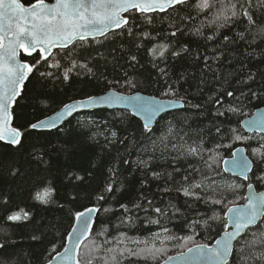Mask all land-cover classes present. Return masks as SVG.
Here are the masks:
<instances>
[{"label":"trees","instance_id":"1","mask_svg":"<svg viewBox=\"0 0 264 264\" xmlns=\"http://www.w3.org/2000/svg\"><path fill=\"white\" fill-rule=\"evenodd\" d=\"M195 2L189 0L191 8L185 6L149 14L151 24L140 17L135 31H147L155 39H137L136 43L144 45L139 50L132 37L121 35V30H117L100 39L102 43L89 40L83 48L78 44L64 52L54 50L60 53L57 59L61 69L42 64L40 71H50L53 75L42 78L34 72L25 82L11 111L12 126L24 131L22 147L0 143V243L4 244L0 248V264H46L63 249L75 214L89 207L101 210L92 226V235L79 247L80 264H87L89 260L93 264H104L105 259H111L108 248H143V240L158 233H163L160 239L173 238L170 243L156 245L163 249L156 259L132 257L122 260L121 264H161L168 257L197 244L210 245L224 231L227 208L241 203L243 197L226 200L210 195L204 188L213 181L229 178L223 175L222 162L232 156L237 146L244 147L253 163L249 179L242 185L251 183L257 191L264 189V180L258 179L264 176V136L245 134L240 128L244 118L264 107V38L257 36L253 40L247 36L234 44L227 43L222 39L223 34L235 39V33L243 30L232 26L231 30L220 29L221 35L215 40H207L213 28H201V25L207 24L210 17L197 15ZM189 15L194 18L182 19ZM177 28L182 29V33L177 32L176 37H172L170 33ZM197 28H201L203 35L195 33ZM158 43L170 45L163 61H153L148 53V49ZM182 45L188 46V52L172 56L171 51L179 50ZM129 52L137 55L139 63L134 67L127 61ZM220 52L223 56L214 62L212 58ZM38 56V53L33 57L22 55L21 60L32 63ZM205 56L212 69H219V80L215 78V71L205 67ZM69 57L80 63L88 62L95 75L86 72L76 75L74 72L68 81H64L63 67L70 66ZM154 63L168 72L166 79L176 88L174 95L162 94L165 81L158 68L153 67ZM125 72L127 78L136 83L135 88L124 83ZM249 73H255L254 79L247 84L237 83L247 79ZM109 89L123 94L140 92L162 99H179L184 102V107L162 116L150 132L128 112L106 110L82 114L56 130L28 129L30 123L52 114L68 102L99 95ZM228 91H232L233 96H227ZM216 98H221V105L214 103ZM229 107H235L237 111H227ZM218 111L224 115H218ZM218 127L220 132L216 131ZM113 131L117 133L114 138L111 136ZM237 135L243 139L236 140ZM255 138L261 140L255 141ZM190 147L200 148V155H189ZM125 160L128 163H124ZM140 160L148 161V167L139 165ZM109 169H114L115 174ZM153 172L160 173V177H153ZM185 175L188 182L182 180ZM77 176L82 179L77 180ZM191 182L203 184V189L196 191L205 199L185 197L176 191L181 184ZM109 183L113 186L111 192L105 191ZM45 187L53 189L48 204L35 199L36 192ZM165 188L171 190L163 191ZM101 194L104 199H97ZM209 196L221 199L223 203L206 202ZM148 200L152 205L147 203ZM122 204L127 205L128 211L120 207ZM136 204L141 207L135 208ZM155 207L165 210L167 215L155 213ZM21 210L29 214L28 219L17 222L7 219ZM217 215L219 219H209ZM153 220H159V223H151ZM193 221H199L194 230ZM261 231L264 227L260 225L252 229L237 248L245 246L247 255L249 250L245 240L254 239L252 232L259 237ZM188 236L192 239L186 240ZM117 240H125V244L117 245ZM133 240L141 243L133 244ZM97 245L102 246L99 251ZM232 259L236 264H243L236 254Z\"/></svg>","mask_w":264,"mask_h":264},{"label":"snow or ice","instance_id":"2","mask_svg":"<svg viewBox=\"0 0 264 264\" xmlns=\"http://www.w3.org/2000/svg\"><path fill=\"white\" fill-rule=\"evenodd\" d=\"M185 6L192 7L189 0H29L28 3H25L24 0H0V141L13 147H22L24 131L12 126L11 108L21 95L25 82L34 72H38L42 78L53 75L50 71H40L42 64H47L49 68L61 69L62 65L60 60L57 59L60 53L55 52V49L64 52L70 47L74 49L78 44L83 48L90 39L96 41V43H102L98 39L99 37L107 38L110 32L119 29L121 30L119 34H126L133 38L134 46L139 50L144 45L143 43H136L137 39H155L147 31H135V28L138 27L136 21L140 17L151 24L152 17L149 15L150 13L166 12L169 9H183ZM194 7L197 10V15L204 14L206 17H210L207 24L201 25V28H213V33L206 37L209 41L215 40L218 35H221L220 29L229 28L231 30L232 26L242 27L243 30L235 33V39L223 34L222 39L227 43L234 44L239 40H245L247 36H251L253 40L257 36L264 38V0H196ZM257 13H260V15L258 16ZM192 18L194 17L191 15L182 17V19ZM201 28L195 29V33L203 35ZM177 32L182 33V29L177 28L170 35L176 37ZM169 49V44L158 43L149 48L148 53L152 56L153 61H163L166 59V53L169 52ZM37 51L39 56L35 57L32 63L20 59L22 55L33 57ZM213 51H216V49H213ZM182 52H188L187 45H182L179 50H172L171 55L178 57ZM222 56L223 52H220L212 60L214 62L219 61ZM69 59L70 66L63 67L62 77L64 81H68L70 74L74 72L76 75H83L85 72L95 75L88 62L80 63L76 59L70 57ZM127 61L130 67H134L135 64L139 63L137 55L131 52L128 54ZM204 61L205 67L209 71H215V78L219 80V69H212L209 66L208 57L205 56ZM153 67L158 68L161 79L165 81L166 87L163 88L162 94L164 96L174 95L176 88L168 83L166 78L169 74L166 69L159 67L156 63L153 64ZM78 69L83 71H77ZM124 76L126 77L124 83L128 87L135 88L137 86L131 78H127V72L124 73ZM254 76L255 73H249L247 79L238 80L237 83L247 84L249 80L254 79ZM107 83L112 84L114 81H107ZM115 83H119V81H115ZM217 91H220V89H217ZM226 95L231 97L233 92L228 91ZM114 102L131 104L134 109L144 114L145 120H151L164 106L154 99H145L138 94L125 96L109 89L107 95L88 96L85 100L65 104L62 110L56 113L53 118L30 123L28 129L51 130L65 115H71L77 108H88ZM169 103H175V101H169ZM214 103L221 105V98H216ZM227 111L236 112L237 109L229 107ZM217 114L222 116L224 112L218 111ZM261 124H264V117H261L258 121L250 122V126L255 127H259ZM143 128L145 131H151L147 123L143 125ZM216 131L220 132L221 129L218 127ZM111 136L114 138L117 133L113 131ZM235 139L241 140L243 138L237 135ZM200 153L201 149L198 147L188 149L189 155H200ZM237 157L238 153H233V166L244 171H251V162L243 157ZM201 159H203L202 156ZM210 159L215 160L214 157H210ZM124 163H128V161L125 160ZM148 163L145 160L138 161V164L145 168L148 167ZM208 166L211 167V165ZM109 171L115 174L114 169H109ZM175 171H179V169H175ZM152 175L155 178L160 177V173L157 172H153ZM168 178L172 179L171 173L168 174ZM76 179L82 178L77 176ZM188 179L187 175L182 177L185 182H188ZM244 179L247 180L248 176L244 175ZM258 179L264 180V176H260ZM203 187L202 183L191 182L186 185L181 184L176 191L182 192L185 197L200 200L205 199V197L196 190L203 189ZM247 187L251 189L253 186L248 184ZM112 190V183H109L105 191L111 192ZM170 190L169 188L163 189V191ZM52 192L51 187H45L42 191L36 192L35 199L42 204H48ZM97 199L103 200L104 195H98ZM245 199L247 203L243 207L235 206L227 209V213L232 215L229 222L224 224L221 238L217 239L213 246L197 244L195 248H188L186 253H180V258L184 261V264H236V261L232 259L234 254L238 255L243 264H264V231L260 232L259 237H256L255 232H252L254 239L251 241L245 240V245L249 250L247 255L244 253L245 246L237 248L240 240L247 236L252 229H256L258 225L264 227V192H249ZM208 201L212 204L223 203L221 199H212L210 196L206 198V202ZM147 203L152 205L151 200H148ZM120 207L128 211L127 205L122 204ZM134 207L139 209L141 205L136 204ZM100 210L98 207H89L75 214V220L80 225L79 229H73L76 246L73 249L65 248L61 256L62 262L68 261L69 264H80L79 247L84 240L92 235V213ZM144 210L147 211V209ZM104 211L107 212L109 209H104ZM153 211L161 216L167 215V212L160 207H155ZM28 215L27 212L21 210L9 215L7 219L17 222L28 219ZM219 218L218 215L209 217V219L214 220ZM151 223L158 224L159 220H153ZM204 223L207 224V221H204ZM191 224L194 230V226L199 224V221H193ZM164 231L167 232V229L165 228ZM71 238L70 236L69 239ZM172 238L171 236L166 237V239ZM185 239L191 240L192 237L188 236ZM131 242L136 245L141 243L139 240ZM109 243L111 242L109 241ZM116 243L117 245L125 244V240H117ZM143 243L145 247L138 249L128 247L108 248L107 252L112 253L111 259H105L104 264H121L122 260H128L132 257L145 260L149 257L156 259L157 254L163 251L162 248H157L155 243H152L151 246H149L148 241H143ZM3 247L4 244L0 243V248ZM101 247L97 245L96 250L99 251ZM173 259V257H168L165 264H169V261ZM87 264H93V261L89 260Z\"/></svg>","mask_w":264,"mask_h":264},{"label":"water","instance_id":"3","mask_svg":"<svg viewBox=\"0 0 264 264\" xmlns=\"http://www.w3.org/2000/svg\"><path fill=\"white\" fill-rule=\"evenodd\" d=\"M153 13H164V12H153ZM150 14H152V13H150ZM117 30H119V29H117ZM117 30H115V31H117ZM110 33H113V32H110ZM101 38H104V37H99L98 39H101ZM55 50H59V49H55ZM37 53L39 54L38 51H37ZM34 54H36V53H34ZM20 59H21V57H20ZM108 91H106V92H104L102 94H99V95H95V96L107 95ZM115 92H117V91H115ZM117 93H119V92H117ZM119 94H122V93H119ZM136 94H138L140 96H143L145 99H154L157 102L162 103L164 106L160 109V111L156 115H154L151 118V120H145L144 114L142 112L137 111V109H134L131 106V104H129L127 102H114L112 104L105 103V104H100V105H96V106L88 107V108H77V109H75L72 112L71 115H65L61 121L57 122L56 127L52 128L51 130H56V129L62 127L69 120H71V119H73V118H75V117H77V116H79L81 114H88V113H92V112L98 111V110L125 111V112H128L131 116H133L135 119H137L140 122L142 127H143V125L145 123H147L149 125V128L152 130L154 128L156 122L162 116H164L166 114H169V113H172V112L180 111L184 107V102L182 100H179V99H161V98H158V97H155V96L142 94L140 92H135V93H131V94H122V95L129 96V95H136ZM81 100H85V99L74 100V101L68 102L67 104H72L74 102H78V101H81ZM169 101H175V103H169ZM14 105L12 106L11 111H12ZM63 106L61 108H59L58 110H56L55 112H53L52 114H50V115H48V116H46V117H44V118H42L40 120H47L49 118H53L56 115V113H58V112H60L62 110ZM261 117H264V107L255 109L253 111V113L249 117L243 119L240 122V128L243 130V132L245 134H249V135L257 134V135H260V136H264V124H261L259 127L250 126V122L258 121ZM34 131H49V130L44 129V130H34ZM0 143L8 145L6 142H3V141H0ZM233 153H238V157L237 158L243 157L245 160L251 162V160L248 158V156L246 155V153L244 151V147L237 146L236 148H234ZM233 153H232V156H233ZM250 167H251V171H252V168H253L252 162L250 164ZM222 171H223V173L225 175H227V176H229V177H231V178H233L235 180H240V181H247L248 179L245 180L244 179V175H247L248 178H249V176L251 174V171H244V170H242L240 168L234 167L233 164H232V157L231 158H227V159H225L222 162ZM252 186H253V184H252ZM249 192L260 193V192H264V189H262L260 191H256L254 186L251 189H249L247 187V185H246L245 186V190H244V196H243L244 197V201H243V203L238 204L236 206L243 207L247 203L245 197L249 194ZM231 207H235V206H231ZM97 213L98 212H93L92 213V221H93V223H94V221L96 219ZM231 215L232 214H229L226 211V213H225L226 223L229 222V218H230ZM93 223H92V225H93ZM92 225H91V227H92ZM79 227H80V225L75 220L74 224H73V226H72V228H71V230L69 232V234L67 235V238H66V241H65L63 249L59 253H57L55 256H53L48 261V263H46V264H69L68 261H63L62 262L61 261V256L64 253L65 248H68V249L75 248L76 240H75V236L73 235V229L74 228L79 229ZM229 230H231V228H229ZM221 235H222V233L217 237V239H220ZM70 236L72 237L71 239H69ZM215 241L209 246H213L215 244ZM233 243L235 244L236 242L234 241ZM191 248H195V246L191 247ZM186 252H184V253H186ZM172 257L174 259L172 261H169V264H184V261L180 258V254L172 256ZM165 261L162 262L161 264H165Z\"/></svg>","mask_w":264,"mask_h":264},{"label":"rangeland","instance_id":"4","mask_svg":"<svg viewBox=\"0 0 264 264\" xmlns=\"http://www.w3.org/2000/svg\"><path fill=\"white\" fill-rule=\"evenodd\" d=\"M260 140H261L260 138H255V141H260ZM204 189L210 195H214L216 197L218 196L226 200H232V199H237L239 197H243L245 185H242L241 181L235 180L233 178H222L207 184ZM213 189H215V191H213ZM162 234L163 233L155 234L154 236H150L144 239L143 241H148L150 245L152 243H155V245H160V246L170 243L172 241V239H166V238L160 239V236Z\"/></svg>","mask_w":264,"mask_h":264}]
</instances>
